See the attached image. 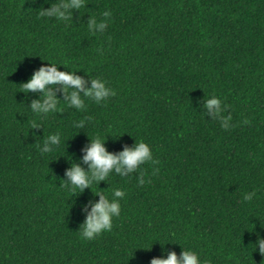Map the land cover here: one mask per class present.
I'll list each match as a JSON object with an SVG mask.
<instances>
[{
  "label": "trees",
  "instance_id": "16d2710c",
  "mask_svg": "<svg viewBox=\"0 0 264 264\" xmlns=\"http://www.w3.org/2000/svg\"><path fill=\"white\" fill-rule=\"evenodd\" d=\"M57 2L0 0V264H150L183 248L264 264L253 245L264 239V0H85L60 20L39 15ZM93 17L103 29L89 30ZM51 62L116 95L97 104L79 91L76 108L57 84L65 107L38 116L43 93L21 85ZM212 94L227 128L205 107ZM97 135L113 154L143 139L157 163L71 192L66 171H89ZM114 187L126 196L112 229L82 239L94 192L112 199Z\"/></svg>",
  "mask_w": 264,
  "mask_h": 264
},
{
  "label": "clouds",
  "instance_id": "9594fccd",
  "mask_svg": "<svg viewBox=\"0 0 264 264\" xmlns=\"http://www.w3.org/2000/svg\"><path fill=\"white\" fill-rule=\"evenodd\" d=\"M84 3L85 0H58L50 8L40 9L39 15L60 20L66 15H70L68 9H80ZM103 15L108 17L110 13L104 11ZM105 23L106 21L98 23L93 17L89 20L88 28L90 31L93 27L103 29ZM56 65V62H51L49 65L40 67L27 82L21 85L24 92L40 91L43 93L41 101H33L31 104L32 111L38 116L59 111L65 107V104L59 101L54 94L53 89L57 84L62 85L63 91L68 93L67 103L76 108L85 106L79 91H83L85 97L92 98L97 104L105 103L109 96L116 95L115 89L109 87L106 80L95 77L91 80V88L85 89V82L81 77L76 76L73 72L59 71ZM49 85L52 87H48ZM69 86H74L75 90H70ZM205 107L210 114L220 118L223 128L228 127L230 117L223 115L224 108L228 107V105L224 104L219 96L212 94L207 97ZM83 123L84 121H80L77 126H82ZM37 126L39 125H34V127ZM104 140L103 136L97 135L91 138L90 146L84 150L86 154L83 156V161L89 165L88 172H85L77 164H72L66 171L69 183L65 186L69 191L75 192L79 190L82 192L86 187L92 188L93 181H103L113 171L123 176L125 172L131 173L141 164L150 163L155 165L157 163L153 158L150 145L143 139L136 140L132 147H125L118 154L109 153L104 146ZM47 141L57 145L60 142L59 135L53 134L47 137L42 151L50 153L53 149L49 147ZM156 171L157 169L154 168L153 174ZM141 175H143V172ZM138 183L143 185L145 180L139 179ZM94 193L99 195L100 199L92 204L91 210L87 213L86 220L79 230L82 239L91 240L102 232L110 231L113 226V218L121 214V200L126 196V191L122 187L111 189L112 199H109L107 195L100 191H95ZM251 195L247 194L245 199H250ZM253 245L255 246V251L258 250L261 257H264V239L257 237ZM150 264H212V262L209 259L201 258L198 251L192 248H183L179 257L175 252H169L166 258H153Z\"/></svg>",
  "mask_w": 264,
  "mask_h": 264
}]
</instances>
